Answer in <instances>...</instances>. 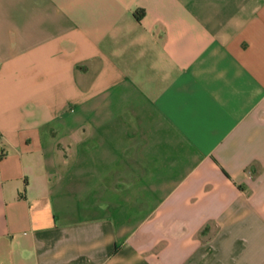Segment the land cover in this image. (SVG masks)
<instances>
[{
    "label": "crops",
    "instance_id": "0c3cea01",
    "mask_svg": "<svg viewBox=\"0 0 264 264\" xmlns=\"http://www.w3.org/2000/svg\"><path fill=\"white\" fill-rule=\"evenodd\" d=\"M0 264H264V0H0Z\"/></svg>",
    "mask_w": 264,
    "mask_h": 264
},
{
    "label": "built area",
    "instance_id": "2783aa9c",
    "mask_svg": "<svg viewBox=\"0 0 264 264\" xmlns=\"http://www.w3.org/2000/svg\"><path fill=\"white\" fill-rule=\"evenodd\" d=\"M0 153H2V150L0 149Z\"/></svg>",
    "mask_w": 264,
    "mask_h": 264
}]
</instances>
